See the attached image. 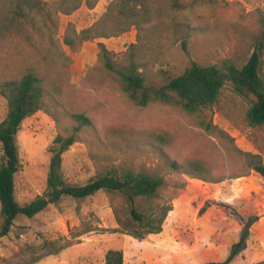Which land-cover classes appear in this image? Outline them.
I'll return each instance as SVG.
<instances>
[{
	"label": "rangeland",
	"instance_id": "obj_1",
	"mask_svg": "<svg viewBox=\"0 0 264 264\" xmlns=\"http://www.w3.org/2000/svg\"><path fill=\"white\" fill-rule=\"evenodd\" d=\"M111 1L100 0L94 9L83 4L71 15L59 14L57 29L46 36L28 27L27 35H14L0 46V70L17 73L29 65H42L49 75L63 81L62 104L48 99L49 108L25 120L16 137L21 164L15 177L16 199L25 205L48 195L55 139L73 129L72 113H85L93 127L84 130L80 142L63 155L64 179L69 185H85L113 166L161 170L168 187L157 201L156 211L171 209L162 232L124 230L114 212L121 209L123 217L128 216L121 197L103 191L82 200L64 197L34 218L21 215L16 219L10 234L0 240V264H105L110 250L122 251L124 264L224 262L250 216L259 219L246 247L230 264H264V178L254 171L236 178L247 171L245 165L230 156L223 141L197 127L178 109L162 104L139 108L117 85L101 80L99 43L121 55L137 42V29L120 37L86 42L77 53L64 44L69 24L77 31L89 28ZM152 1L153 23L177 25L182 33L175 45L166 46L162 62L147 72L149 83H170L192 61L221 65L225 59L239 58L247 62L258 45L263 48L264 74V0ZM53 42L72 59L68 66L66 60V65L59 66L46 61ZM223 102L232 107L234 120L241 126L219 108L213 114L214 124L231 135L240 149L264 156V127L249 129L242 123L249 101L236 98L228 88ZM7 114L8 102L0 94V123ZM118 127L133 132L136 141L132 146L107 135ZM145 131L169 132L175 141L167 150L170 155L179 161L205 160L211 168L207 179L213 182L171 172L152 148L137 143ZM2 156L0 144V160Z\"/></svg>",
	"mask_w": 264,
	"mask_h": 264
},
{
	"label": "trees",
	"instance_id": "obj_2",
	"mask_svg": "<svg viewBox=\"0 0 264 264\" xmlns=\"http://www.w3.org/2000/svg\"><path fill=\"white\" fill-rule=\"evenodd\" d=\"M100 0H0V46L14 35H27L28 27L48 35L59 25V14L71 15L83 4L94 9ZM155 20L152 0H112L103 16L89 28L77 31L69 24L64 36V44L73 53L82 49L84 43L96 39L120 37L132 28L138 31L137 42L119 55L99 43V64L103 81H111L137 107L147 109L156 104L178 109L189 116L197 127L213 135L227 145L232 158L243 163L247 169L237 177L250 171L264 178V156L262 153L244 151L235 145L234 138L214 124L213 114L219 108L237 126L232 107L223 102L224 91L230 88L236 98L248 100L249 106L241 115L242 123L249 129L264 127V74L262 73L263 48L258 45L247 62L239 58H229L221 65H204L192 61L185 71L165 85L149 83L147 72L162 62L167 45H175L176 37L182 33L177 25H168ZM187 39V38H186ZM186 39L183 45L186 47ZM72 59L58 49L55 42L47 51L46 61L55 66L66 65ZM48 74L42 65H29L21 72L0 70V94L8 102V114L0 123V144L3 156L0 160V240L8 236L19 216L34 218L49 205L56 204L64 197L82 200L98 192H106L121 197L127 205L128 216L114 209L119 225L127 231L143 230L145 234H159L171 209L163 207L156 211V203L168 181L159 169L142 168L135 171L129 166H113L99 173L85 185H69L63 176V155L81 140V133L93 127L92 120L85 113H72L74 127L66 136H58L51 149L46 197H39L31 203L21 205L16 199L15 177L20 170L17 135L25 120L39 111L49 108V101L61 105L63 81ZM236 106V103L233 102ZM109 137L132 146L136 137L125 127L110 129ZM138 140V139H137ZM174 136L169 132L145 131L139 137V145L153 149L171 172L187 174L193 178L210 180V165L203 159L191 157L184 161L173 158L167 151L174 144ZM259 219L250 216L238 242L231 246L226 261L209 264H230L246 247L250 230ZM105 264H124V254L120 250H110Z\"/></svg>",
	"mask_w": 264,
	"mask_h": 264
}]
</instances>
